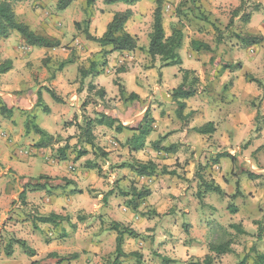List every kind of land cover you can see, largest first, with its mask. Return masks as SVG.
Masks as SVG:
<instances>
[{
	"label": "crops",
	"instance_id": "0c3cea01",
	"mask_svg": "<svg viewBox=\"0 0 264 264\" xmlns=\"http://www.w3.org/2000/svg\"><path fill=\"white\" fill-rule=\"evenodd\" d=\"M103 1L97 0L93 5L94 11L89 18V32L92 35L100 37L115 12L131 9L133 15L130 20L137 21L139 2L127 5L121 2L105 4ZM72 3L64 16H56L57 0H22L14 4L15 14L20 21L28 24L33 31L58 40L59 46L31 47L25 44L17 32L0 39V65L9 61L4 63L5 71L0 72V114L6 130L1 132L6 140L0 143V236L1 225L13 217L15 220L3 228L17 239L24 240L35 251L33 256H21L23 248L21 250L20 245L15 244L11 255L6 256L0 237V264H31L33 261L37 264H58L64 251L75 253L81 250H84L83 254H74L67 261L72 260L71 264H87L85 262L92 257H100L115 250L116 234L107 230L109 227L100 232L99 226L95 225V230L89 232L87 241L90 244L87 249L86 242L78 248H68L70 239L66 234L65 238L58 241L51 239L54 237L52 234L68 232L63 221H58L56 227L48 223H37L36 230H33V219L21 215L25 214L24 206L19 205V202L11 206L13 201H17L26 182L38 184L43 189L46 183L51 188L71 184L73 191L75 189L84 193L91 189L108 191L115 188L117 191L116 184L120 188L132 185L136 191L148 190L145 202L146 197L132 199L133 193H130L127 197L131 199L127 206H121L119 210L129 214L125 224L137 233L136 236L123 237L122 249L126 254L135 252L136 255L121 257L117 262L114 261L115 264H139V261L141 264H188L192 261L201 262L206 256H210V264H224V258L229 256L237 258L253 256L254 253L264 254V182L260 181V177L264 176V141H261L264 133V98L258 103L264 97L259 87L264 80V63L255 60L251 64L244 60L240 69L232 70L227 65L216 72L206 62L205 56L193 50L186 41L179 50L181 63L178 65L162 66L159 57H156L150 68L144 70L135 63V59L140 61L148 56L144 51L136 49L112 52L106 55L104 65L97 68L94 58L101 51L97 42L86 39L81 33L82 29L75 31L76 37L72 41L67 39L66 31L73 30V24L81 23L85 18V0H73ZM31 4L34 9H31ZM46 4L47 7L41 9ZM130 20L125 29L137 36L138 46L146 48L148 39L142 41L135 24L132 26ZM72 51L81 57L72 59L71 63L54 71L57 63L71 58ZM251 61L254 62L253 59ZM79 66L85 70V75L82 76L78 71ZM166 67L172 70L168 71ZM184 70H188L186 82L191 75L195 78V93L180 100L185 105L181 112L182 118H179L175 114L177 105L171 98V91L183 82ZM21 84L26 85L22 88ZM119 86L123 88V94H120ZM46 87L63 101L53 99L49 103ZM131 93L136 94L137 98L129 97ZM87 96L94 100L85 103ZM39 100L46 106L47 114L37 126L49 136H60L62 140L71 137V147L77 143L78 132L74 125L64 126L65 123L77 115L80 123L83 118L81 113L89 115L96 122L92 134L97 147L94 148V156L98 157H94L90 145L88 147L83 142L76 144L77 150L88 152L79 158L71 154L72 148L67 149L61 158L57 150L66 142L55 138L50 140L45 137L43 142L46 145H39L42 142L40 135L32 130L26 132L24 125L25 112L38 108ZM68 107L74 108L70 115ZM147 110L148 115L145 117ZM208 123L211 125L205 128L204 133L195 130ZM145 126L150 128L147 135L142 134ZM256 126H259L258 131L255 130ZM17 142L29 147L18 151L27 167L42 169L33 177L45 176L46 179H20L19 176L25 177L27 171L22 167L21 160H13L10 153L11 147ZM99 150L107 154L102 152L105 155L102 157ZM223 154L232 157L234 163L244 165L239 171L248 175L246 178L236 176L239 179L240 194L235 197L233 195L237 187L229 174L222 172L220 156ZM133 160L153 162L156 165L155 173L138 175L129 165ZM96 163L102 169V177L97 178L99 167ZM113 163H117V167L109 170L108 166ZM94 165L97 166L96 170L92 169ZM233 168L232 175L238 171L235 166ZM171 171L175 172L174 177L167 174ZM9 174H12V180ZM92 176H95L92 180L87 178ZM105 176L109 177L108 180L103 178ZM201 177L205 183L219 186L223 195L208 196L206 193L197 200V191L205 190L207 186L200 183ZM189 178H192L190 184L187 183ZM43 189L27 191L26 202L58 215L70 211L69 203L74 194L64 196L50 191L45 193ZM156 194L158 199L167 198L164 201L168 211L159 206L158 199L154 200ZM224 195L232 197L237 203L225 206ZM114 196L119 198L118 194ZM170 196L176 199H170ZM120 203L123 201H118L116 205ZM113 205V201L107 205L108 213H111ZM143 206H152L156 215H140L135 212L145 213ZM179 214L182 218L175 217ZM120 215L115 217L117 222L122 221L118 218ZM45 226L50 238L44 240L42 237L41 240L40 232ZM47 226L54 230H48ZM140 226L151 231H145ZM185 227L188 231L183 233ZM219 231H223L226 239L222 238ZM141 233L143 235L140 236ZM228 240L230 245L226 253L216 256L209 251V244ZM48 255L54 258L45 260ZM131 256L137 258L136 262ZM164 259L171 261L167 263ZM239 264L244 263L242 261ZM247 264H254V260Z\"/></svg>",
	"mask_w": 264,
	"mask_h": 264
},
{
	"label": "rangeland",
	"instance_id": "374dc122",
	"mask_svg": "<svg viewBox=\"0 0 264 264\" xmlns=\"http://www.w3.org/2000/svg\"><path fill=\"white\" fill-rule=\"evenodd\" d=\"M96 1H95V3H96ZM72 2L65 9H58L56 16L66 15L69 11V8L73 5ZM138 2H139V5H138L137 10H136L137 11L136 12L137 13V16H136L137 21L135 22V19L130 20L131 21L130 23L132 26L135 24V29L138 32L139 36L141 37L142 41L144 42L146 39H148V34L151 31V26H152V22H153V10L157 6L156 5L157 0H140ZM48 4H49V2H48ZM195 4H196V6H198V10H196L195 8H194V10H192L193 7L191 4V0H160V8H161L163 25H164L166 34H169V32H170V23L171 22L180 21L181 24L184 26V31H185L184 42L185 43L187 41L190 45V41L194 39V40H199V41L206 42L207 44H209V46L211 47L212 50H210V51L201 50L200 52L205 56L206 62L209 63L213 69L217 70L216 72H220V70H222V67H225L227 65H229L230 68H232V70L240 69V67H241L240 64L244 60L247 63L251 62V64L255 63V60H256V62L260 61L261 62V63L259 62L260 64L264 63V39L259 44L248 46V45L242 43L238 38V34L257 35V36H262L264 38V0H195ZM36 6H39V4H37ZM30 7H31V9H34L32 7V4L30 5ZM45 7H47V4L45 6H42L41 9H44ZM235 10H237L238 12H237V15L233 16V11H235ZM93 11H94L93 6L88 9L90 16L93 14ZM199 12L203 13V15L206 16L207 20H200L199 18H197L195 15L198 14ZM86 16L87 15L85 13V18H86ZM231 19L233 22L230 25L229 22ZM82 27H84V24L81 21V29H82ZM70 28H72V25ZM64 30H66V28H64ZM75 31H77V28L73 24V30L69 29V31H66L67 39L72 41L76 37ZM81 33L83 34V32H81ZM134 36H136V35H134ZM66 44H68V43H66ZM64 47L67 48V45H64ZM252 50L254 52H252ZM75 53L76 52L72 51L71 58H73V59L78 58L79 59L81 57V55L77 56V55H75ZM253 55L255 56V58H253ZM105 57L106 56H103L102 53L97 54L95 56L94 61H95L97 68L104 65L105 59H106ZM256 57H260V58L256 59ZM47 58L48 57L43 59V65H44V63H46ZM252 59L254 60V62L251 61ZM135 63H138L137 65H139L140 68L147 70L150 68L152 61L149 59V57L148 58L146 57L145 59L140 60V61H139V59H135ZM159 64H161V62H159ZM58 65L59 64L57 63L54 71L59 70ZM135 67H136V65H135ZM167 67H169V66H167ZM122 69H123V67H122ZM167 70L171 71L172 68L171 67L167 68ZM193 79L195 80V78L191 75L189 77L188 82H192ZM261 82L262 83L259 87L262 89V92L264 93V80ZM25 85L26 84H21L22 88H24ZM194 86H195V82H194ZM45 91L47 92L46 89H45ZM46 98H47V101L49 103H51V101H54L53 100L54 98L50 95V93H48L46 95ZM262 98H264V97H261V99L258 101L259 104L261 103ZM92 100H94L92 97L87 96V98L85 99V103L90 102ZM156 101H157V103L162 104L161 101H159V100H156ZM57 102H59V101H57ZM37 106H38V108L36 107L33 111L25 112L24 117L26 120H25L24 125L25 124L28 125L30 129H32L33 125H38V123L41 121V119L45 118L46 114H47L46 106L43 104L42 100L41 101L39 100V104ZM68 108L70 109L69 110V115H70L74 111V108L73 107H68ZM175 110H177V109H175ZM8 111H9L8 113H10L11 109H9ZM85 112L87 113L88 111L85 110ZM175 114H177V111H175ZM81 116L83 118L80 120V123L77 120L78 115L74 116L72 119L73 120L72 123L76 127L75 129L78 132L77 135H79V132H80L78 125L83 124L86 119H89V118L92 119L91 117H89V115H87L85 113L84 114L81 113ZM1 118H2V115L0 114V143H4L6 138H4V136L1 135V132L6 131V130L4 128V124L1 123ZM260 118L261 117H257V119H260ZM147 121H151V119H147ZM258 128H259V126H256L255 130L258 131ZM73 137H77V136H73ZM54 138L57 141L61 140V141L68 143V146H69V141L71 139V137H67L66 139L62 140L60 136H55V137L52 136V138L50 140H53ZM261 141L262 142L264 141V133L261 136ZM70 142H72V141H70ZM83 143H85V142L83 141ZM76 144H79V143H75V144L73 143V147L69 146V148H72L73 153H71V154L74 155L75 157H77V155L79 154ZM85 145H87L89 147V145L87 143ZM232 145L234 146L235 143H232ZM23 147H27V149H29L28 146L21 144V142L14 143V145L10 149L11 157L13 158V160H15V161L21 160L20 162H21L22 167L25 168L27 171V172H25L26 173L25 177L24 176L21 177V175L19 177L21 180L25 179V178L27 180H37V178H35L33 176H36L38 173H40L42 171V169L41 168L27 167V163L25 161H22V159L20 158V155L18 154V151ZM89 148L91 149V147H89ZM87 152H88V150L86 151V153ZM99 152H101V150H99ZM102 152H101V156L103 157L105 155H103ZM86 153L84 155H86ZM91 153H93L92 154L93 156H94V154H96L94 151V148H92ZM103 153L107 154L106 152H103ZM237 156H239V155H237ZM263 156H264V152H263ZM94 157H98V156H94ZM220 157L222 160V162H221L222 172L224 174L227 172L229 174L228 176L231 179L234 186L237 187V190H240V186L238 185V182H239L238 178H240L241 175H242V177L246 178L248 175L245 174L244 172L241 173V171H239V170H241V167H245V166L244 165L241 166L240 164L234 163L235 160L232 157H229L227 155L223 154ZM30 158H32V156ZM236 160H237V157H236ZM134 161H136V160H133L132 162H134ZM2 164L5 166L4 162ZM63 164H64V162H63ZM116 164L117 163H115L114 165H109L108 169L109 170L115 169V167H117ZM225 164H226V166H225ZM97 166L99 167L98 164H97ZM234 166H235V168H237L238 171H236L234 173V175H232L231 170L234 169L233 168ZM247 166L249 167L248 164H247ZM87 168H89V167H87ZM92 169L96 170L95 167ZM97 169H98L96 171L97 172V178L100 176L102 177V174H101L102 169L100 167ZM180 172H182V171L180 170ZM185 173L186 172H184V174ZM167 174H169V173H167ZM28 175H31V176L29 177ZM169 175H171V174H169ZM236 176H238V178ZM94 177L95 176L87 177V178L92 180ZM171 177H174V176L171 175ZM32 178H34V179H32ZM103 178L105 180H108L109 177L105 176ZM9 179L10 180L13 179L12 174H9ZM191 179L192 178L187 179L188 184L191 183ZM205 180H207V179H205ZM260 181L262 183L264 182V176L260 177ZM213 186L214 185L212 183L211 187H213ZM116 187H118L117 191H115V188H113L112 190H108V191L91 189V190H88V192L84 193L82 191L80 192V191L75 190V189L73 191V185H71V184L57 185V186L51 188L50 185L46 183L45 188L44 189L41 188V189H43V192H45V193H47V191L48 192L50 191V192H54V193L63 194L64 196L65 195L71 196L74 194L73 200H70V203H69V208H70L69 210L70 211L66 212L65 214H59L62 217L60 222L63 221L68 232L66 233L64 231V233L57 232L56 234H52L54 237L51 239L53 241H58L62 238H65V234H66L68 236V237L67 236L66 237L68 239H70L69 243L67 244L68 248H71V247L78 248L79 245L83 246L84 243L86 242L85 249H87L86 247L88 246V243L90 244V242L87 241L89 236H90L89 232L95 230V225L99 226L98 230L100 232L104 231V228L109 227L111 222H114V221L117 222L115 217L117 218L119 213L121 215L118 218L119 219L121 218L122 221L118 220L119 221L118 223L122 222L121 224L123 226H126L127 228H129V225L125 224L126 223L125 220L129 216V214L127 213V215H126V213L125 214L121 213L119 210L121 209V206L126 207L127 206L126 204H128V201H130V199L132 197L136 196L134 193V192H136L135 191L136 188L133 187L132 185L130 187L129 186H125V187L123 186L122 188H120L119 184H118V186L116 184ZM103 188H104L103 190L106 189L105 186H103ZM29 191H35V190H29ZM130 193H133L131 198L127 197L128 195H130ZM206 193L208 196L219 195V193L214 191L213 189L207 190L205 193H202V195H205ZM116 194L119 195L118 196L119 198L114 196ZM158 196H159V193H158ZM158 196L156 194L154 200L158 199ZM195 197L198 198L197 193L195 194ZM223 197H224L223 200L226 202L225 206H227L229 203H237V201L235 199H233L232 197H227L225 195ZM145 199H147V196H146V198H144V202H145ZM165 199H167V198H163V200L158 199V201H160L159 206L162 207V209L164 211H166V210L168 211L169 209H168V206H166L167 203H166V201H164ZM170 199H176V198L173 196H170ZM197 200H199V198ZM111 201L114 202V205L110 209L111 213H108L107 210H109V209L107 208V205L110 204ZM118 201H120V202L123 201V203L122 204L120 203V205L117 206L116 204ZM18 202L20 203L19 205L24 206L23 210H24L25 214H21V215L22 216H29L31 220L34 217L36 218L39 215H46L49 213V211H46L43 207H39L38 205L36 206L34 204H30L27 202H26V204H22L18 200V198H17V201L15 200L14 203H11V206L18 205ZM94 202H96V206L94 205ZM44 203H46V202H44ZM100 204H101V207L99 208ZM46 205H47V203H46ZM144 207L146 209L145 213H141L140 211H137V210H135V212H138L140 215H149V216L156 215L155 209L152 206H148V207L143 206V208ZM97 208H99V209H97ZM115 208H116V211H114L115 213H113V209H115ZM62 210L64 211V208H62ZM117 212H119V213H117ZM201 213H202V211H201ZM178 216H180V214L176 215L175 217L177 218ZM172 217L174 218V216H172ZM180 218H182V217L180 216ZM14 220L15 219L12 217L10 219H7V221L1 225L2 235L0 237H1V242H3V245H2L3 252H4L5 246L8 243V241L10 240V238L15 237L14 235H12V233L8 232L6 230V228L4 229L3 227L9 226L11 224L10 222H12ZM31 223H32L31 224L32 229L36 230L37 226L34 227L33 220L31 221ZM40 224H43V223H40ZM50 225L53 226L52 224H50ZM47 227H48V230H54V229H51L50 226H47ZM45 228H46V226L40 232L41 233V237H40L41 240H42V237L44 240H46L47 238H50V235L48 234V231L45 230ZM140 228L144 229L145 227L140 226ZM107 230H108V228H107ZM145 231H151V229L145 228ZM187 231H188V229L185 227L183 229V233H186ZM113 233L116 234L114 231H113ZM219 234L222 236L223 239H226L223 231H219ZM127 235L128 234H125L124 236H127ZM141 235H143V234L141 233L140 236ZM128 236H130V235H128ZM145 236H149V235H145ZM14 245L15 244H13L12 247ZM55 245H58V244L55 243ZM19 248L22 250L21 246ZM82 248L83 247H81V249ZM66 250H68V249H66ZM82 251H84V250H81L80 252L75 251V253H68V252L64 251L65 254L63 253V255H60L63 258V261L60 264H71L72 260H71V262H68L69 259H71L70 256H72L74 254L79 256V254H83ZM21 253H22L21 256H24V254L25 255L27 254L24 250H22ZM4 254H5V252H4ZM256 254L257 253H254V255H256ZM254 255L253 256L237 257V258L229 256V257L224 258L225 259L224 264H235V263L239 264L242 261L244 264L245 263L247 264V262H252L254 260ZM96 257H92L90 259V261H88V262L86 261L85 263H87V264H89V263L90 264H100V263L101 264H115L113 253H107V254H104L103 256H100V257H98L96 255ZM125 257H128V256H125ZM131 257L134 258L133 256H131ZM53 258H54L53 256H51L50 258L48 256H46L45 260L50 261ZM134 259L136 262L137 258H134Z\"/></svg>",
	"mask_w": 264,
	"mask_h": 264
},
{
	"label": "trees",
	"instance_id": "16d2710c",
	"mask_svg": "<svg viewBox=\"0 0 264 264\" xmlns=\"http://www.w3.org/2000/svg\"><path fill=\"white\" fill-rule=\"evenodd\" d=\"M22 0H0V39L7 38L10 36L12 32H17L21 39L31 47H57L59 46V41L52 39L48 36L39 34L35 31H33L28 24L20 21L14 11V4L17 2H20ZM73 0H57V9H65ZM96 0H85L86 8V18L82 21L84 24V27L82 28V32L85 35L86 39H89L91 41L97 42L100 47L103 56H106L112 52H123V51H134L136 49H139L141 51H144V53L150 58L151 61H154L156 57H159V60L161 62L162 66H171V65H178L181 63L180 57H179V50L182 48L184 44L185 39V31L184 26L181 24L180 21L177 22H171L170 23V32L169 34H166L165 28L163 25V19H162V13L160 8V0H157V6L153 10V22L151 26V31L148 34V45L146 48L138 46L137 43V37L134 35H131L127 30L125 29L126 23L131 19L133 12L131 9H126L124 11L115 12L113 14V17L111 21L107 24L105 32L100 36L96 37L92 35L89 32V23H90V13L88 12V9L91 8L95 4ZM140 0H104V3L106 4H112L116 2H121L127 5H134ZM192 4V10L194 8L198 10V6L195 4V0H191ZM237 10L233 11V16L237 15ZM200 20H207L206 16L203 15V13H198L195 15ZM232 19L230 20L229 24H232ZM75 27L78 30H81V23H75ZM239 40L248 45L252 46L255 44H259L263 41L262 36L257 35H250V34H238ZM190 46L195 51H210L212 50L209 44L206 42H202L199 40H191ZM109 47V48H107ZM73 58L65 59L64 61L60 62L58 68H62L67 63H71ZM4 63H9V61H5L0 65V72L5 71ZM78 71L81 73V75H85V70L82 69V67L79 66ZM183 82H181L175 89L171 91V98L174 100L175 104L177 105V116L179 118H182V109L185 105L184 101H180L181 99H187L191 97L195 93V89L193 88L195 80L193 79L192 82H186L188 70L183 71ZM258 81V80H253ZM257 83H261L258 81ZM50 95L59 102H62V99L57 96L53 90L49 88H45ZM119 92L120 94H123L124 90L121 86H119ZM132 99L137 98V95L134 93H131L129 95ZM148 115V110L145 112V117ZM100 121V120H99ZM114 121V120H113ZM152 121V120H151ZM73 120L70 122H66L65 126H71L73 125ZM94 120L93 119H86L83 124L78 125L80 132L77 137V143H82L83 141L90 145L91 148H97L94 145L93 142V134H92V127L94 126ZM211 125L210 123L200 127L195 128V130L199 133H204L206 130L205 128ZM118 127V126H117ZM26 132L29 130H33L35 133L40 135V139L42 142L39 143V145H46V143L43 142V138L48 137L52 138V136H49L46 134L45 131L40 129L37 125H33L32 129L29 128L28 125L25 124ZM150 128L145 126L144 131L142 132L143 135H147L149 133ZM68 140V139H67ZM69 148L68 143H66L63 147L58 148V153L61 158H63V155L66 150ZM138 149V148H136ZM86 153V150H81L79 154L77 155V158L81 157ZM130 167L138 174V175H153L156 170V165L148 161L146 163H141L138 161L130 162ZM95 168H97L96 165H94ZM171 175H175V172H167ZM43 178L46 179L45 176H39L37 178V181L42 180ZM204 182V179L200 178V183ZM207 186L205 190H198L197 191V197L200 199L202 197V193L209 189H213L214 191L218 192L220 195H223V192L219 188V186H213L209 185L208 183H205ZM209 185V186H208ZM42 186L38 184H32L30 182H26L23 187L22 191L18 195V200L22 204H26L25 200V194L29 190H37L41 189ZM136 191V190H135ZM149 194L148 190H142L136 191V198L132 197V199H143ZM239 190L236 191V193L233 195V197L239 195ZM14 203V201L12 202ZM62 217L56 213L50 212L46 215H39L36 218H33V225L36 227L37 223H48L52 225H57L58 221H60ZM55 225V226H56ZM110 230H113L116 233V244H115V250L113 252L114 255V261L117 262L119 258L130 256V255H136L135 252H131L126 254L122 249L123 244V237L125 234H128L130 236H136L137 233L132 231L131 229L127 228L126 226H123L121 223L118 222H111L109 228ZM13 244H19L23 250L29 255L33 256L35 251L29 246H27L26 242L21 239H17L15 237H11L8 243L6 244L4 248V252L7 256L11 255L12 253V245ZM230 245V240L214 244H209V251L215 253L216 256L221 255L223 253H226L228 251ZM50 258L51 255H48ZM165 260V259H164ZM63 261V258L58 259V264H60ZM167 263H169L171 260H165ZM31 264H37L36 261H33ZM139 264L140 261H139ZM188 264H210V256H206L203 261H195V262H189ZM254 264H264V254L257 253L254 256Z\"/></svg>",
	"mask_w": 264,
	"mask_h": 264
}]
</instances>
